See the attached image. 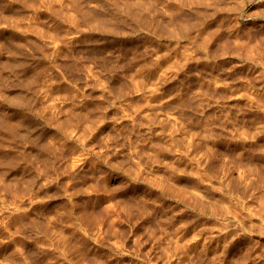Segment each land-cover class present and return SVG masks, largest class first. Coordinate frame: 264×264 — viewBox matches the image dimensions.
<instances>
[{
  "label": "rangeland",
  "instance_id": "obj_1",
  "mask_svg": "<svg viewBox=\"0 0 264 264\" xmlns=\"http://www.w3.org/2000/svg\"><path fill=\"white\" fill-rule=\"evenodd\" d=\"M0 264H264V0H0Z\"/></svg>",
  "mask_w": 264,
  "mask_h": 264
},
{
  "label": "bare ground",
  "instance_id": "obj_2",
  "mask_svg": "<svg viewBox=\"0 0 264 264\" xmlns=\"http://www.w3.org/2000/svg\"><path fill=\"white\" fill-rule=\"evenodd\" d=\"M11 41H12V40H11ZM10 43H11V42H10ZM10 43H9V44H10ZM16 43H17V42H16ZM12 44H13V43H12ZM12 44H11V45H12ZM11 45H10V46H11ZM14 45H15V43L13 44V47L19 48V47H17V45H15V46H14ZM10 46H9V47H10ZM19 46H20V45H19ZM22 48H23V47H22ZM10 49H12V48H10ZM13 50H16V49L14 48ZM19 50H20V49H19ZM19 50L14 51V53H16V52L19 51ZM19 52H20V51H19ZM19 52H18L17 54H19ZM20 53H21V52H20ZM22 53H23V52H22ZM15 55H16V54H15ZM21 56H22V55H21ZM12 57H13V56H12ZM24 57H25V56H24ZM10 58H11V57H10ZM14 58H16V56H15ZM20 58H21V57H20ZM22 59H23V58H22ZM22 59H21V60H22ZM27 59H28V58H27ZM10 60H12V59H10ZM16 60H17V58H16ZM18 61H19V63H20V59H18ZM18 61H13V63H14V62H15V63H16V62L18 63ZM9 63H11V62H9ZM15 63H14V64H15ZM17 63H16L15 65L18 66L19 69H20L21 66L17 65ZM19 63H18V64H19ZM11 64H12V63H11ZM20 64H21V63H20ZM22 64H23V63H22ZM25 64H26V63H25ZM26 65H27V64H26ZM13 67H14V66H13ZM22 68H23V67H22ZM19 69H18V70H19ZM21 89H22V88H21ZM20 95H21V94H20ZM17 96H18V97H17L18 99H17L16 101H19V97H20V96H19V93H18ZM22 96H23V95H22ZM20 98H21V97H20ZM22 98L25 100L24 97H22ZM24 100H23V101H24ZM25 104H26V103H25ZM22 105H24V104H22ZM22 105H21V106H22ZM28 114H30V113H28ZM28 116L31 117L32 115L30 114V115H28ZM32 117H33V116H32ZM32 117H31V118H32ZM28 118H29V117H28ZM32 119H33V118H32ZM29 120H31V119H29ZM21 134H23V133H20L19 135H21ZM25 136H26V135H25ZM22 137H24V134L22 135ZM38 139H39V138H38ZM42 146H43V145H42ZM38 148H39V147H38ZM47 154H48V153H47ZM49 159H50V157H49ZM47 160H48V157H47ZM50 160H51V159H50ZM47 165H48V164H47ZM45 166H46V165H45ZM33 175H34V174H33ZM33 177H34V176H33ZM30 178H31V177H30ZM30 178H29V179H30ZM26 179H27V178H26ZM31 179H32V178H31ZM31 179H30V180H31ZM33 179H34V178H33ZM33 179H32V180H33ZM33 181H34V180H33ZM33 181H31V182L34 183V182L36 181V179H35L34 182H33ZM25 183H26V181H25ZM31 185H32V184H31ZM24 186H25V185H24ZM26 189H27V188H26ZM26 189H24V190H26ZM31 189H32V187H31ZM28 191H29V190H28Z\"/></svg>",
  "mask_w": 264,
  "mask_h": 264
}]
</instances>
